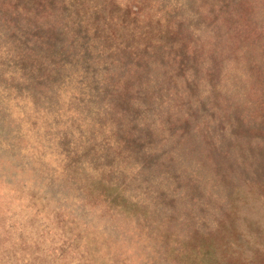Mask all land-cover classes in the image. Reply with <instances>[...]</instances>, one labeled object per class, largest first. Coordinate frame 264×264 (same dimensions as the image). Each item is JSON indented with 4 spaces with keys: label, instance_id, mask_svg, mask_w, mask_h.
Listing matches in <instances>:
<instances>
[{
    "label": "rangeland",
    "instance_id": "374dc122",
    "mask_svg": "<svg viewBox=\"0 0 264 264\" xmlns=\"http://www.w3.org/2000/svg\"><path fill=\"white\" fill-rule=\"evenodd\" d=\"M0 264H264V0H0Z\"/></svg>",
    "mask_w": 264,
    "mask_h": 264
}]
</instances>
